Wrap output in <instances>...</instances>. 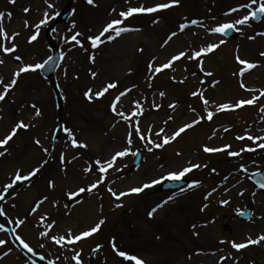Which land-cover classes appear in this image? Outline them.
<instances>
[{
    "label": "rangeland",
    "instance_id": "1",
    "mask_svg": "<svg viewBox=\"0 0 264 264\" xmlns=\"http://www.w3.org/2000/svg\"><path fill=\"white\" fill-rule=\"evenodd\" d=\"M168 2L170 0H94L90 5L87 0H15L14 3L0 0V12L5 13L3 28L9 37L19 34L14 41L0 37V45L12 47L14 44L17 49L9 54L0 47V60H3L0 93L20 67L43 63L51 55L46 30L67 4L71 3L74 9L71 18L53 30V39L63 56L56 79L64 95V127L71 129L76 140L87 147H71L64 131L53 152L60 111L54 89L40 71L23 73L17 78L15 87L0 101V140L10 134L18 122L29 125L27 129L18 130L17 135L0 149L5 153L0 156V195L5 186L13 182L18 170L21 175H27L33 169L41 168L51 156L43 173L11 194L4 206L5 212L14 218L13 224L20 237L33 253L43 256L46 261L75 264L73 257L79 253V259L86 264H134L123 261L116 254L114 242L119 251L136 255L145 264H264V241L239 251L231 247V242L246 243L248 238L255 240L264 235V192L250 181L253 172L264 171V149L259 147L264 141L237 139L239 136L264 137V112L260 110L264 107V96H260L264 91V56L261 55L264 53V35H258L264 33V24L253 26L249 21V25H243L242 34L236 40L227 41L211 32L225 21L234 22L251 11L241 8L239 12L221 14L230 7L228 5H243L251 0H179L172 8L130 17L121 27L133 31L97 48L91 47L87 39L98 35L108 23L122 19L120 12ZM7 13H11L10 18ZM46 13L48 23L41 24ZM207 14L218 17L206 23L201 18ZM194 18L200 23L181 32L180 25ZM37 24H41L39 36L30 44L28 40L36 32ZM76 32L82 33L77 39L83 48L71 41ZM172 32L177 35L164 48ZM221 40L225 43L199 59L184 57L159 74L149 71V64L153 68L159 67L182 51L191 56ZM16 55L21 57L20 61L14 59ZM237 55L257 67L240 76L245 66L237 62ZM196 68L200 69L199 74L194 73ZM207 72L213 75H205ZM112 82L118 85L117 88L110 89L102 98L93 95L90 100L85 95L89 89L94 94ZM121 92L126 95L117 104V111L130 116L136 111L135 103L139 102L143 108L142 116L126 121L112 112L111 104ZM160 92L165 96L161 97ZM193 92H203L204 99L209 101L207 109L199 96H192ZM256 96L260 99L253 105L217 112L221 104L234 106L240 100ZM170 104L177 107L170 108ZM37 110L40 116L35 115ZM207 111L214 113L211 121L206 119ZM198 119L201 120L199 124L175 141L163 148L154 147L155 143L162 142L156 135L162 129V136L170 137L180 127ZM137 121L140 134L150 137L153 144L138 138ZM130 131L132 144L128 145ZM36 140L40 145L35 143ZM226 145L231 146L228 151L242 154L232 157L227 152L210 154L203 151L205 146L219 148ZM126 148L130 153L143 152L140 168L133 172L129 170L135 158L129 154L118 158L107 173L98 171L94 161L104 163ZM148 148L153 150L148 151ZM245 148L255 151H242ZM61 154L65 157L63 164ZM189 162L201 165L185 177L191 183L198 181V187L158 192L156 185L120 200L107 191L111 187L117 194L129 192L171 172H179L188 167ZM90 166L92 171L86 172ZM102 176L104 182L97 188L92 192L86 190L79 200L66 205L70 199L68 193L87 189ZM50 182L54 186L50 187ZM169 197L173 199L169 200ZM165 200L168 205L158 208L150 217L148 213ZM225 200L229 201L227 205L221 203ZM250 202L255 205L252 220L236 218L235 214ZM117 204L122 206L116 207ZM19 220L25 223L19 225ZM100 220L105 223L92 237L67 243L69 231L73 236L78 235ZM42 232L49 235L45 237ZM52 237H65V240L56 244ZM0 256L3 257L0 264H34L2 250Z\"/></svg>",
    "mask_w": 264,
    "mask_h": 264
},
{
    "label": "snow or ice",
    "instance_id": "2",
    "mask_svg": "<svg viewBox=\"0 0 264 264\" xmlns=\"http://www.w3.org/2000/svg\"><path fill=\"white\" fill-rule=\"evenodd\" d=\"M9 2L10 3H14L15 0H9ZM93 2H94V0H87V3L90 4V5L93 4ZM178 3H179V0H170V2H168V3H161V4H158L155 7H147V8H145V7L141 6V7H138V8H129L127 11H123V12L119 13V16L122 19H117V20H114V21L108 23L98 35H96L95 37H88L87 39L90 40L91 47L97 48V47H99L101 44H103L105 42H110V41L116 39L117 37L121 36V34H123V33L129 32V31H133L134 29H130L128 27H121V25H123L124 22L126 20H128L130 17H132V16H134L136 14L156 13V12H159L161 10L172 8L173 6L177 5ZM256 4H259V7L256 8V9H253V5H256ZM49 7H52V5L49 4ZM241 8L249 9L251 11L249 12V14L244 15L242 18L237 19V20H235L232 23H224V24H221V25L211 29V32L219 33V34H222V35H227V33L229 31L235 29L237 27V25H246V24H248V22L250 20L256 19V18H258V16L264 15V0H251L250 3H246V4L241 5ZM241 8H233L232 12H239L241 10ZM229 14L230 13H226L225 15H229ZM4 15H5V13L0 12V37H2L5 40H13L14 41L16 36L19 35V34L16 33V34H14L11 37L8 36L7 32L3 28ZM7 15H8L9 18L11 17V13H7ZM47 23H48V16H47V13H46L45 14V19L41 21V24H47ZM190 23H191V25H197L200 22L197 21V20H192ZM41 24H37L35 26L36 27V32L29 38L28 43L31 44V43H33V42H35L37 40V38L39 36V28L41 27ZM73 27H75V25H73ZM187 27H189L188 24H181L180 25V31L183 32L184 29L187 28ZM81 35H82V33L76 32L74 35H72L71 41H74L77 45H79L80 47L83 48L84 45L81 43V41L79 39H77V37H80ZM176 35H177L176 32H172L171 35H169L167 37V40L165 41V45L167 44L168 41H171L173 39V37H175ZM258 35H264V33H259ZM254 38L255 37H250V39H254ZM224 43H225V41L221 40L218 44H210L206 48H202V49H200L198 51H195L191 56H189L187 52H183L182 51L179 54L172 56L167 63H164L163 65H161L159 67L153 68V65L149 64L148 65L149 71L152 72L154 75L155 74H159V73L163 72L165 69H171L172 65L176 61H179V60H181L184 57H187L188 59H199L202 56H205L207 54L212 53L215 49L219 48L220 45H222ZM163 46L164 45H162V47ZM0 47H2V50L5 53H9V54L10 53H14V52L17 51L16 46L14 44H13L12 47H4L3 45H0ZM261 55L264 56V53H261ZM61 58H63V57H61ZM14 59L17 60V61H20L21 57L19 55H16L14 57ZM91 59L94 62L95 57L93 56V57H91ZM236 60H237V62L239 64L245 66L240 71V73H239L240 76H243L246 71L254 69V68L257 67V65L255 63H250V62H246L244 60H241L238 55L236 57ZM52 62H53L52 58L49 57L43 63H37L35 65H25V66L20 67L19 71L14 73V78L10 81V83L9 84H4V91L2 93H0V101H3L5 99V97L8 95V92L12 88L15 87V85L17 84V78H19L23 73L37 72V71L43 70V69H45L46 64H49V63H52ZM2 63H3V60H0V64H2ZM93 75H95V74H93ZM205 75L212 76L213 73L207 72V73H205ZM153 78H154V76L153 77H149V79H153ZM180 82L183 83V81H180ZM217 83H218V81H217ZM0 84H3V80L2 79H0ZM117 86L118 85L116 83H114V82L108 83L101 90L96 91L94 94H93L92 90L89 89L85 93V95L90 100L93 98V95L96 98H102V97L105 96L106 93L109 92L110 89H115V88H117ZM149 86H151V85H149ZM240 86H241V88L245 87L243 83H241ZM246 90L251 91V89H246ZM128 91H131V89H129ZM125 95H126L125 92H121L120 95L115 98V101L111 104L112 112L115 113L116 115L124 118L126 121L127 120H131L132 117H134V116H142L143 115V108H142V106L140 105L139 102L135 103L136 111H133L130 116H125V114L123 112H118L117 111V104L119 103L121 97H123ZM160 96L164 97L165 93L164 92H160ZM192 96H194V97L195 96H199L202 99L203 104L205 105V108L207 109V106L209 105V101L207 99H204L203 92H193ZM260 96H264V91H262L260 93ZM260 96H256V97H253V98L247 99V100H240L234 106L233 105H229V104H221V105L218 106L217 112H224V111L234 110L236 108L243 107L244 105H253V104L256 103L257 100L260 99ZM32 107L34 109L36 108L35 105H33ZM154 107H156V106L154 105ZM169 107L174 109L175 107H177V105L170 104ZM260 110L262 112H264V107H262ZM193 111H195V110L193 109ZM35 115L36 116H40L41 115L40 111L37 110L35 112ZM213 116H214L213 112L207 111L206 119L208 121H211L213 119ZM169 119H171V117H169ZM200 122H201V120L198 119V120H194L191 123H187L184 126L180 127L178 130H176L170 137L169 136H162V133H163V129H162L161 132L156 133L157 136L161 137L162 142L161 143H155L154 147L157 148V149L163 148L165 145L171 143L172 141H175L178 137L181 136L182 133H185L186 130L193 128L196 124H199ZM165 123H167V122H165ZM138 125H139V122L137 121L136 122V127H135V132H136L138 138L141 141H144L145 139H147L149 144H153L154 142L150 139V137H146L145 135H141L140 134V128H139ZM28 127H29V125L25 124L23 121L18 122L14 126V128L11 130L10 134H8L3 140H0V149H3L4 146L7 145L9 143V141H11L13 139V137L17 135V131L18 130L27 129ZM63 130L67 133V136L69 137L70 146L71 147H73V148H86L87 147L86 144L80 143V142H78L76 140V138H75L73 132L71 131V129L64 128ZM224 130L228 131L227 128H225ZM149 131H151V130L149 129ZM245 138H247L248 140H253V141H255L256 139L264 141V137H259V138H254L252 136H248V137L239 136V137H237L238 140H244ZM35 143L37 145H40V141L39 140H36ZM127 144L128 145L132 144V132L131 131L129 132V135H128ZM230 147H231L230 145H226L224 147H219V148H211V147L205 146L203 148V151L205 153H210V154L211 153L227 152V154L229 156H232V157H237V156H240L242 154L241 152H238V151H228V149ZM259 147L264 149V143H260ZM43 150L45 152H47V149H43ZM152 150H153L152 148H148V151H152ZM242 151L251 152V151H255V149L254 148H245ZM4 154L5 153L3 151H0V156H3ZM129 154L135 156L137 153H135V152H131L130 153V149L126 148L124 150L117 151L111 157L110 160H108V161H106L104 163H101L100 160H96V161H94V164L96 166H98V171L100 173H107L109 169L114 167V165H115V163H116L118 158L126 157ZM73 158L75 159V157H73ZM64 160H65V157H64L63 154H61V156H60L61 164L64 163ZM46 163H47V161H44V164H46ZM200 167H201V165H199V164H191V162H189V166L183 168L179 172H171L168 175L162 177L161 179L153 180L151 183H146V184H144L141 187L132 188L129 192H122L120 194H117L116 192H114L112 190L111 187H108L107 191L109 193H111V195L113 197H115L116 200H120L121 197H123V196L133 195V194L138 195V194L144 192L145 189L153 188L156 185L162 184L164 181H173V182L182 181L189 173H192L194 170L199 169ZM205 167H206V165H205ZM40 171H41V168L37 167V168L33 169L31 172H29L27 175H21L20 171L18 170L16 172L14 178H13V182L9 183V184H7L5 186V191H7V189L13 188L15 182L31 180ZM85 171L86 172H91L92 171V167L90 166V167L86 168ZM213 171H215V170L213 169ZM103 182H104V177L102 176L97 183L92 184L87 189L80 188L75 193H68V196H69L70 199H75L81 193H84L86 190L88 192H92L95 188H97L99 186V184H101ZM52 186H54V185L52 184V182H50V187H52ZM198 186H199V182L198 181L189 184L190 188H195V187H198ZM260 187L264 188V182H261ZM208 195L210 196L211 193H209ZM240 195H243V193L241 192ZM3 199H4V196L0 195V200H3ZM170 199H173V197H169V200ZM167 203H168V200H165L163 202V204L158 205L157 208H153L148 213V215L150 217L153 216V214L158 210V208L163 207L164 204H167ZM221 203L224 204V205H227L229 203V201L225 200V201H221ZM121 206L122 205H120V204L116 205V207H121ZM36 207L38 208L39 205H37ZM205 207H207V205H205ZM2 212H3V210L0 209V214H2ZM17 223L19 225H23L25 223V221L24 220H19V221H17ZM104 223H105L104 220H100L94 227H91L90 229H88L86 231H83L82 233H80L78 235H75V236H73L72 233L69 231L68 238H67V243L74 244V243H78L81 240H84L86 238L92 237L95 233L100 231L101 226ZM193 227H195V226H193ZM4 230L5 229H4L3 225H0V231H4ZM41 235L47 237L49 235V233L48 232H42ZM17 239H19V237H17ZM52 239L55 241L56 244H61V242L65 240V237H59V238L52 237ZM262 241H264V235L259 236L255 240H253L251 238H248L246 243L231 242V247L236 249L237 251H239V250L247 248L249 245H258ZM5 243H6V241L0 240V246H3ZM20 243L23 244L24 248H26L29 252L33 251V249L31 247H29V245L27 243H25L23 240H20ZM221 243H225V241H221ZM40 246L44 247L43 244H41ZM112 246H113V249L116 250V254L119 257L123 258V261L134 262V264H145V262L141 258H139L138 256L129 254V253L125 252V251H119L117 249L116 244L114 242H113ZM41 259L43 260L44 257L41 256ZM73 259L76 261V264H82V262L79 259V253L76 256H74ZM224 259H227V258L225 257ZM49 264H54V262L49 261Z\"/></svg>",
    "mask_w": 264,
    "mask_h": 264
},
{
    "label": "water",
    "instance_id": "3",
    "mask_svg": "<svg viewBox=\"0 0 264 264\" xmlns=\"http://www.w3.org/2000/svg\"><path fill=\"white\" fill-rule=\"evenodd\" d=\"M72 7L71 5H68L64 10L61 11V13L59 14L58 18L54 21V25H56L57 23H61L64 22L66 20H68V18L70 17V15L72 14ZM51 33H52V29H48L47 31V36L51 41ZM52 51H53V55L51 56L52 58V63L46 64L45 69L41 70L42 74L50 80V82L52 83V85L54 86L56 93H57V100L59 103V107L60 109H62V103H63V96L58 88V86L55 83V72L61 62V55L59 50H57L55 48V44L53 42H51L50 45ZM63 132V125H60V127L58 128L55 138H54V147L56 148L60 137L62 135ZM142 163V154L139 152L137 155V158L133 164L132 169L137 168L140 164ZM257 181L261 184V182H264V176L259 174L257 175ZM189 183V181L187 180H182V181H171V182H167L165 184H163L159 190H171V189H177V188H181L186 186ZM251 206L247 209V211L245 213H240L239 216L242 218H249L251 216Z\"/></svg>",
    "mask_w": 264,
    "mask_h": 264
},
{
    "label": "flooded vegetation",
    "instance_id": "4",
    "mask_svg": "<svg viewBox=\"0 0 264 264\" xmlns=\"http://www.w3.org/2000/svg\"><path fill=\"white\" fill-rule=\"evenodd\" d=\"M2 233H4V234L8 235V233H7L6 231H3ZM7 237H8V236H7Z\"/></svg>",
    "mask_w": 264,
    "mask_h": 264
},
{
    "label": "bare ground",
    "instance_id": "5",
    "mask_svg": "<svg viewBox=\"0 0 264 264\" xmlns=\"http://www.w3.org/2000/svg\"><path fill=\"white\" fill-rule=\"evenodd\" d=\"M248 73H251V72H248Z\"/></svg>",
    "mask_w": 264,
    "mask_h": 264
}]
</instances>
